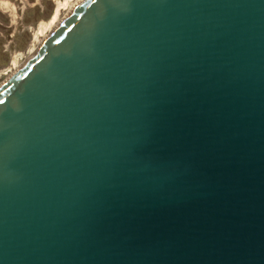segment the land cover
Here are the masks:
<instances>
[{"label":"water","instance_id":"water-1","mask_svg":"<svg viewBox=\"0 0 264 264\" xmlns=\"http://www.w3.org/2000/svg\"><path fill=\"white\" fill-rule=\"evenodd\" d=\"M0 264H264V0H80L0 85Z\"/></svg>","mask_w":264,"mask_h":264},{"label":"rangeland","instance_id":"rangeland-1","mask_svg":"<svg viewBox=\"0 0 264 264\" xmlns=\"http://www.w3.org/2000/svg\"><path fill=\"white\" fill-rule=\"evenodd\" d=\"M78 1L0 0V85L28 59Z\"/></svg>","mask_w":264,"mask_h":264},{"label":"bare ground","instance_id":"bare-ground-1","mask_svg":"<svg viewBox=\"0 0 264 264\" xmlns=\"http://www.w3.org/2000/svg\"><path fill=\"white\" fill-rule=\"evenodd\" d=\"M79 1H80V0H79ZM79 1H78V2H79ZM78 2H77V3H78ZM53 17H54V16H53ZM55 18H56V16H55ZM55 18H54V19H55ZM54 19H53V20H54ZM55 27H56V26H55ZM42 30H43V29H42Z\"/></svg>","mask_w":264,"mask_h":264}]
</instances>
